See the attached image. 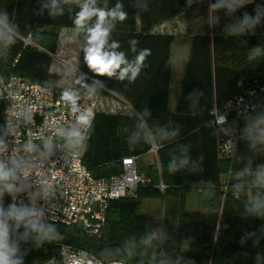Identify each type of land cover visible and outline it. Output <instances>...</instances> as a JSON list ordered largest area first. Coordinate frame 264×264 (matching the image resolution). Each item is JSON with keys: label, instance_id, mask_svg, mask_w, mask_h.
Returning a JSON list of instances; mask_svg holds the SVG:
<instances>
[{"label": "trees", "instance_id": "trees-1", "mask_svg": "<svg viewBox=\"0 0 264 264\" xmlns=\"http://www.w3.org/2000/svg\"><path fill=\"white\" fill-rule=\"evenodd\" d=\"M226 7L228 12H222ZM186 35L190 37L178 106L168 108L167 82L163 106L151 93L134 89L145 76L108 77L79 65L73 88H60L49 68L61 27L9 26L0 11V76H16L51 90L79 96L102 89L119 96L140 117L97 113L83 140L82 163L95 179H111L124 158L137 159L158 148L156 165L148 167L150 184L136 196L113 200L106 223L97 235L79 225L40 224L27 218L25 207L12 209L0 196V224L10 264H42L62 245L80 249L102 262L122 264H264V188L257 175L261 160L243 118L264 113V0H182ZM172 16L176 13H171ZM223 19L227 22H223ZM145 23L149 18L143 19ZM158 24L164 19H152ZM221 21V22H220ZM30 44L25 45L24 39ZM128 62V61H127ZM128 63L121 65L125 68ZM139 88V87H138ZM243 97L256 109L238 116L235 99ZM143 106H139V105ZM259 106V107H258ZM258 107V108H257ZM215 115L226 121L217 126ZM3 105L0 103V140ZM160 181L164 192L157 189ZM200 194L202 211H187L189 195ZM176 198L166 215L174 223L172 240L149 233L153 219L138 214L142 199ZM33 224L36 227H33ZM46 234L51 244L43 240ZM187 246V251L184 250ZM58 258V257H57Z\"/></svg>", "mask_w": 264, "mask_h": 264}, {"label": "built area", "instance_id": "built-area-1", "mask_svg": "<svg viewBox=\"0 0 264 264\" xmlns=\"http://www.w3.org/2000/svg\"><path fill=\"white\" fill-rule=\"evenodd\" d=\"M29 40H23L25 45ZM260 91L264 92V87ZM98 98L93 92L76 96L78 111H73L71 101L44 86L16 76H0V165L8 173L0 180V196L12 209L25 207L27 218L42 225H79L88 234L97 235L106 223L105 210L111 201L150 184V179L139 175L136 158L122 159L120 172L111 179H95L83 165L82 154L71 150L75 140H85L98 113ZM231 106L238 116L256 109L243 97ZM89 111L87 124L79 123L78 117ZM225 121L224 115L214 116L217 126ZM74 131L79 137L71 135ZM151 150L157 156L158 148L152 146ZM157 189L164 192L166 186L160 183ZM41 239L40 247L43 240L51 244L46 234ZM57 257L52 254L42 264H122L99 261L84 250L66 245L59 247Z\"/></svg>", "mask_w": 264, "mask_h": 264}, {"label": "crops", "instance_id": "crops-1", "mask_svg": "<svg viewBox=\"0 0 264 264\" xmlns=\"http://www.w3.org/2000/svg\"><path fill=\"white\" fill-rule=\"evenodd\" d=\"M87 2L88 0H0V11L10 17L11 23H14L18 17L16 24L9 26L16 25L21 28L32 26L44 29L61 27L56 52L49 68L50 75L59 81L60 88L74 87L81 60L83 66L90 70L86 64L85 55L86 49L90 47L89 29L95 26L97 17H91L82 26L76 24L78 14ZM117 4L121 6L119 11L125 13L126 18L124 20L113 19L110 16L106 18L105 27L108 28L109 34L103 51L122 53L125 61H128L125 67L129 65L135 67L137 57L147 50L149 54L145 56L135 76L137 80L145 76L147 81L143 85L137 82L134 90L138 92V95L142 92L151 93L153 102L163 106L165 83L168 80V108L171 113L175 112L190 47V37L186 35V16L185 12H182V0H94L90 6L110 12L116 9ZM222 12L229 13V10L224 7ZM171 13L176 14L172 16ZM144 18H149V21L145 23ZM152 19H164V21L148 26L153 22ZM223 22L227 20L223 19ZM133 41L135 44L132 43ZM113 43L118 47L112 48ZM90 71L85 74H95L92 70ZM126 77H131V72ZM101 92L118 103L114 111L98 113L123 118L140 117L119 96L105 89H102L99 94ZM146 157L150 158L149 162L145 159ZM156 162V154L152 150L139 157L137 163L141 175L147 177L148 167L156 165ZM170 199L174 200V198ZM164 228L159 236H167L172 240L174 230L172 218L168 224H164Z\"/></svg>", "mask_w": 264, "mask_h": 264}, {"label": "clouds", "instance_id": "clouds-1", "mask_svg": "<svg viewBox=\"0 0 264 264\" xmlns=\"http://www.w3.org/2000/svg\"><path fill=\"white\" fill-rule=\"evenodd\" d=\"M94 3V0H88L87 3H85L82 6L81 12L78 14V19L76 20V24L78 26H82L83 23L90 19L93 16L97 17V22L93 28L89 29V40L88 43L90 47L86 49V55H85V61L87 66L90 70H92L95 74L104 76L107 75L108 77L113 76L116 71L119 69V78L123 79L129 72H131V78L134 79L137 75V72L139 70V66L144 60L145 56L148 55V51L145 50L142 52L138 57L136 61V66L133 67L129 65L128 67H125L121 69L122 64H126L123 54H117L115 52L109 53L106 51H103L104 46L106 44V38L109 34V30L107 27H105V21L107 17H112L113 19L119 18L120 20H124L126 18V14L119 11L120 5L117 4L116 9L105 12L101 9H96L94 7H91L90 5ZM135 44V41L132 42ZM112 48L118 47L117 44L113 43ZM63 99L67 101H71L73 105V111H78L76 108V97L74 94L64 93ZM91 115V112H86L84 114H81L78 117V121L81 124H87L88 117ZM73 137H79V132L74 131L71 133ZM8 176V173L4 172L3 166L0 165V180L6 179ZM24 215H27V213H20L16 216V219L20 220L23 219ZM33 227L35 228L36 225L33 224ZM6 229L4 228L3 224H0V264H10L8 255L6 254V245L4 244V238L6 236Z\"/></svg>", "mask_w": 264, "mask_h": 264}, {"label": "rangeland", "instance_id": "rangeland-1", "mask_svg": "<svg viewBox=\"0 0 264 264\" xmlns=\"http://www.w3.org/2000/svg\"><path fill=\"white\" fill-rule=\"evenodd\" d=\"M53 78V76L51 75ZM55 80V78H53ZM60 80V79H59ZM57 83L59 82L56 79ZM61 82V80H60ZM60 85V83H58ZM117 103L114 100L107 98L103 92L99 94L97 111L98 112H112L117 107ZM243 124L247 129L251 141L255 148L257 149V153L260 156L261 160V171L257 175V183L259 187L264 188V113L259 114L255 117H245L243 118ZM75 147L71 148L73 152L82 153L83 151V141L75 140ZM147 162L150 161L149 157L145 158ZM145 162L144 160H142ZM140 164V163H139ZM136 191L133 193L127 194V196H136ZM205 197L198 194L189 195L187 199L186 210L187 211H202L203 210V199ZM172 201V202H171ZM178 202V199L174 198L171 200L170 198H157V199H142L138 204V214L146 217H150L153 219L152 224L149 225V233L151 235H157L162 233L164 228V224L166 222V215L170 214V208L173 205V202ZM184 250L187 249V246H184ZM188 250V249H187ZM186 250V251H187Z\"/></svg>", "mask_w": 264, "mask_h": 264}]
</instances>
